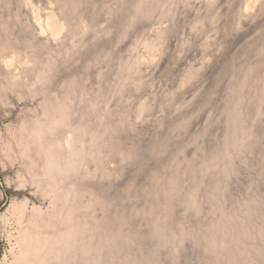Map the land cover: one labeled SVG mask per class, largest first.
I'll return each instance as SVG.
<instances>
[{
	"label": "rangeland",
	"instance_id": "374dc122",
	"mask_svg": "<svg viewBox=\"0 0 264 264\" xmlns=\"http://www.w3.org/2000/svg\"><path fill=\"white\" fill-rule=\"evenodd\" d=\"M0 264H264V0H0Z\"/></svg>",
	"mask_w": 264,
	"mask_h": 264
}]
</instances>
